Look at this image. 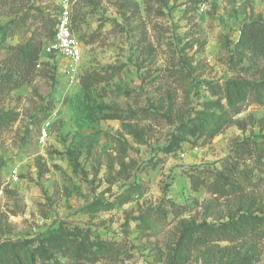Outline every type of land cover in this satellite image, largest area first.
Segmentation results:
<instances>
[{"label": "rangeland", "instance_id": "rangeland-1", "mask_svg": "<svg viewBox=\"0 0 264 264\" xmlns=\"http://www.w3.org/2000/svg\"><path fill=\"white\" fill-rule=\"evenodd\" d=\"M57 2L0 0V62L50 42ZM72 20L79 81L54 56L51 75L0 100V244L21 243L25 264H170L204 232L187 264H264V54L233 62L264 0H74ZM235 80L245 94L230 105ZM194 169L230 184L194 190Z\"/></svg>", "mask_w": 264, "mask_h": 264}, {"label": "trees", "instance_id": "trees-1", "mask_svg": "<svg viewBox=\"0 0 264 264\" xmlns=\"http://www.w3.org/2000/svg\"><path fill=\"white\" fill-rule=\"evenodd\" d=\"M194 5L198 6L206 0H190ZM56 25V21H55ZM55 25L52 30L49 41H52L55 36ZM45 43L41 39L30 38L24 43L11 47L9 54L0 62V100L7 98L13 91L18 90L30 84L39 72L47 74V76L55 71V67L49 61H41V54ZM264 54V22L256 20L245 23L241 30L240 39L236 44L233 62L235 66L242 64L246 59L253 60ZM114 70H122V67H111ZM105 75L107 73H104ZM100 74L89 75L81 79L83 88L90 89L94 83L106 81L104 75ZM245 83L235 80L232 83L228 82L226 86L225 98L230 105L233 102L241 100L245 94ZM214 95H219V87L213 85L211 87ZM239 109H236L235 114H239ZM7 123H4V117L0 116V124L7 125L12 117L6 115ZM15 120V118H14ZM220 129H213L210 137H215ZM242 150V148H241ZM240 156L241 151L237 150ZM190 173L192 188L198 190L202 186H209L208 176L204 175V171H196ZM224 181L212 183L209 188L213 192L225 191L229 185L228 175L225 172L219 174ZM227 177V178H226ZM232 185V184H231ZM259 210L264 214V204L260 205ZM245 218V216H241ZM264 220V219H263ZM253 223L248 221L243 222L239 227V231H244L251 227ZM208 243V235L204 232L194 238L182 237L179 242V249L170 264H187L190 260V253L193 248L202 246ZM23 246L18 242L5 241L0 244V264H25L21 257ZM33 264V263H30ZM236 264H253L249 259L243 258Z\"/></svg>", "mask_w": 264, "mask_h": 264}, {"label": "built area", "instance_id": "built-area-1", "mask_svg": "<svg viewBox=\"0 0 264 264\" xmlns=\"http://www.w3.org/2000/svg\"><path fill=\"white\" fill-rule=\"evenodd\" d=\"M73 3L74 0H58L55 36L43 47V52L47 56L46 61L51 62L54 56H62L68 59L69 64H67L65 72L72 83L79 81L78 68L83 58V46L73 30ZM41 61L44 60L41 58ZM51 125L50 120L44 123L41 132L42 140H47L50 137Z\"/></svg>", "mask_w": 264, "mask_h": 264}]
</instances>
